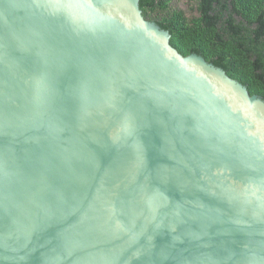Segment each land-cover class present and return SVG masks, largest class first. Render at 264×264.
<instances>
[{
  "label": "water",
  "instance_id": "water-1",
  "mask_svg": "<svg viewBox=\"0 0 264 264\" xmlns=\"http://www.w3.org/2000/svg\"><path fill=\"white\" fill-rule=\"evenodd\" d=\"M140 0H0V264H264V100Z\"/></svg>",
  "mask_w": 264,
  "mask_h": 264
},
{
  "label": "trees",
  "instance_id": "trees-1",
  "mask_svg": "<svg viewBox=\"0 0 264 264\" xmlns=\"http://www.w3.org/2000/svg\"><path fill=\"white\" fill-rule=\"evenodd\" d=\"M140 0L145 20L170 34L181 55L192 53L225 71L264 100V0Z\"/></svg>",
  "mask_w": 264,
  "mask_h": 264
},
{
  "label": "rangeland",
  "instance_id": "rangeland-1",
  "mask_svg": "<svg viewBox=\"0 0 264 264\" xmlns=\"http://www.w3.org/2000/svg\"><path fill=\"white\" fill-rule=\"evenodd\" d=\"M176 1V0H175ZM186 2H187V0H180V2H179V7H182L183 9H186L187 8V6H186Z\"/></svg>",
  "mask_w": 264,
  "mask_h": 264
}]
</instances>
